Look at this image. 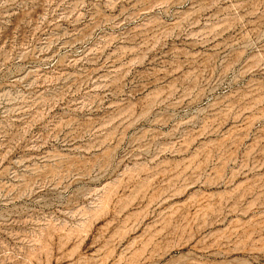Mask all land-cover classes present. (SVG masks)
I'll return each instance as SVG.
<instances>
[{
  "label": "rangeland",
  "instance_id": "obj_1",
  "mask_svg": "<svg viewBox=\"0 0 264 264\" xmlns=\"http://www.w3.org/2000/svg\"><path fill=\"white\" fill-rule=\"evenodd\" d=\"M0 264H264V0H0Z\"/></svg>",
  "mask_w": 264,
  "mask_h": 264
}]
</instances>
